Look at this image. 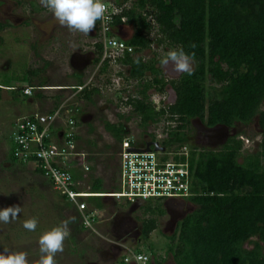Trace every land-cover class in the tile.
<instances>
[{
    "label": "trees",
    "instance_id": "16d2710c",
    "mask_svg": "<svg viewBox=\"0 0 264 264\" xmlns=\"http://www.w3.org/2000/svg\"><path fill=\"white\" fill-rule=\"evenodd\" d=\"M31 4L33 10H41L35 2ZM123 16L128 18L125 24L133 29L127 43L135 47V54L128 55L122 64L130 66L127 80L132 79L137 89L121 102L140 115L143 127L167 114L175 125L169 127L166 144L179 148L190 142L194 119L211 128L230 129L257 119L261 129L262 140L254 153L243 152L244 142L239 136L230 137L220 149H202L200 156L193 152L192 195L187 198L197 209L187 214L169 236L168 250L175 264H264V0H134L131 8L116 16L115 26L124 24ZM10 25L0 22V33ZM163 43L167 50L182 46L195 54L192 75L183 73L180 78L167 81L156 65L158 60H146L142 53ZM98 48L96 64L102 57V45ZM107 69L105 64L101 72ZM39 72L28 73L36 76ZM75 76L83 83L82 74L77 72ZM13 79L0 82V100L4 89L1 85L12 87ZM208 81L213 84L209 96ZM167 83H171L177 99L158 111L149 91L163 93ZM40 86L46 85L41 82ZM101 93L100 87L93 86L80 99L93 102ZM54 98L55 105L48 112L64 96ZM106 128L119 142L128 133L121 122H108ZM11 144L12 164L27 165L14 155L13 134ZM35 171L44 175L40 166ZM77 177L81 175L77 173ZM103 186L102 180L96 178L91 190L104 193ZM61 197L74 206L65 196ZM161 199L155 206L153 201L145 200L146 213L152 217L142 222L141 240L150 238L158 228L159 217L166 213ZM104 200L90 198L89 204L103 209L107 205ZM81 227L85 229L83 223ZM150 248L154 252L152 245ZM137 253L145 254L141 249ZM162 257L158 259L162 261ZM125 259L121 264H129Z\"/></svg>",
    "mask_w": 264,
    "mask_h": 264
},
{
    "label": "rangeland",
    "instance_id": "374dc122",
    "mask_svg": "<svg viewBox=\"0 0 264 264\" xmlns=\"http://www.w3.org/2000/svg\"><path fill=\"white\" fill-rule=\"evenodd\" d=\"M31 1L0 0V22L11 24L0 33V82L14 78L10 85L18 87L7 89L1 85L4 89L0 100V208L18 205L22 209L19 216L9 223H0V251L5 248L23 251L27 254L30 264H39L40 234L71 219L72 222L68 225L69 236L65 239L64 251L56 254V264H121L126 254L130 257L129 264H138L132 257L133 252L137 253L138 249L143 250L150 261L154 257L156 264H175L168 250L171 242L169 236L175 233L187 214L197 209L188 198H162L166 213L159 217L158 228L145 241L141 240L142 222L152 217L150 213H146V201H153L155 206L157 199L132 202L127 198L103 197L107 205L101 211L102 222L96 224V231L83 229L82 216L77 205L72 206L65 202L51 179L35 171L34 163L12 164L9 152L16 121L34 111L47 113L46 110L55 105L54 96L63 95L65 98L73 94L70 89L54 88L41 89L33 92L34 95L27 96L23 92V86H40L41 82L45 83V87L77 86L83 84L76 78L77 72L82 74L84 82L89 71L95 69L91 68L95 53L83 49V46L87 45L88 37L61 25L42 0H34L41 9L39 11L32 9ZM122 31L120 36L125 39L130 33L133 34L132 26ZM156 32L155 29V37L158 36ZM167 51V45L163 43L142 54L146 60H158L156 65L163 71L165 80L178 79L183 73L175 71L171 62L168 65L161 64ZM29 70L40 72L32 76L28 73ZM124 71L130 76L129 65H125L122 72ZM19 76H23L22 79H15ZM111 79V84L100 87L102 93L95 96L93 102L78 101L81 111L76 116L79 134L77 149L89 153L90 170L84 174L78 170L77 173L85 180L86 189H91L94 179L99 178L106 192L121 191L119 175L122 145L107 130L108 122L124 123L128 130L124 140L132 138L136 146L154 140L160 142L172 156L177 151L185 152L186 162L189 164L194 151L200 156L202 149H220L232 136H239L243 140V152L246 154L254 153L258 148L257 143L262 140L257 119L249 125L239 124L232 129L225 126L212 129L194 119L190 142L181 148L177 145L169 147L166 144L169 136L165 131V126L171 121L167 118L168 115H161L156 122L143 127L139 114L133 109L120 107V96L129 92L136 93L137 87H132L127 80L129 90L123 92L122 88L125 86L119 80L120 77L112 75ZM212 86L208 81V96ZM149 95L158 111L173 104L177 99L171 83L166 84L165 92L150 90ZM121 112L124 113L120 114V117ZM86 201L90 203L89 200ZM31 218L38 222L36 231L23 227L24 222ZM125 218L130 219L127 231L123 230L119 223ZM151 245L154 252L150 250ZM129 249L133 252L128 251Z\"/></svg>",
    "mask_w": 264,
    "mask_h": 264
},
{
    "label": "built area",
    "instance_id": "2783aa9c",
    "mask_svg": "<svg viewBox=\"0 0 264 264\" xmlns=\"http://www.w3.org/2000/svg\"><path fill=\"white\" fill-rule=\"evenodd\" d=\"M104 3L107 8L104 19L97 21L95 28L89 34L79 32L88 37L87 45L83 46L84 51L90 50L96 53L99 52L98 45H102L101 61L91 67L95 69L89 71L87 79L81 85L23 86V92L28 96L34 95L33 92L41 89L54 88L70 89L73 94L62 98L61 103L51 112H35L22 116L16 121L13 133L15 157L25 164L34 163L36 167L40 166L44 175L51 179L56 190L77 205L84 227L94 231L97 230L96 224L102 222V209L91 207L86 201L91 197L111 196L117 199L127 198L134 202L135 200L145 201L166 197L187 198L192 195L191 169L190 164L186 162L185 152L177 151L172 156V153L168 154L166 149L157 150L156 144L162 146L160 142L154 140H148L143 145L137 146L132 138L121 142L119 175L121 191L96 193L84 188L85 180L77 177L78 170L83 174L90 170L89 153L77 149L79 134L76 116L81 111L78 101H84L80 99V95L93 86L100 85L99 87L102 88L103 85L111 84L112 75L120 77L119 80L125 86L122 88L123 92L128 89L129 82L132 87L135 84L132 79L128 82L129 74L122 72L125 68L122 64L123 60L128 55L135 54V47L120 37L122 27L126 25L128 18L123 16L124 24L115 26L116 16L122 15L126 9L131 8L134 0H104ZM105 64H108V69L107 72L102 73L101 68ZM5 88L18 89L15 86ZM129 94L121 95L120 102L128 100ZM120 107L132 109L124 105V102H121ZM172 125L174 126L175 123L169 121V124L165 126L168 136L169 127ZM128 251L133 252L130 249ZM132 257L138 264H149L150 262L146 254L133 252ZM125 260L130 263V257L127 254Z\"/></svg>",
    "mask_w": 264,
    "mask_h": 264
},
{
    "label": "clouds",
    "instance_id": "9594fccd",
    "mask_svg": "<svg viewBox=\"0 0 264 264\" xmlns=\"http://www.w3.org/2000/svg\"><path fill=\"white\" fill-rule=\"evenodd\" d=\"M42 3L54 14L61 25L84 34H89L95 28L97 21L104 19L107 11L104 0H42ZM94 58L91 63L96 65ZM194 60L195 54L186 52L181 46L168 50L161 64L168 65L171 62L175 71L187 73L190 76L194 72ZM136 62L139 63V58ZM21 211L18 205L0 208V223H9L18 217ZM71 222V219L65 220L62 224L40 234L38 239L39 264H56V254L64 251V242L69 236L68 225ZM37 223L35 218H31L24 222L23 227L29 231H36ZM0 264H30V261L25 252L5 248L0 251Z\"/></svg>",
    "mask_w": 264,
    "mask_h": 264
},
{
    "label": "flooded vegetation",
    "instance_id": "af4514ba",
    "mask_svg": "<svg viewBox=\"0 0 264 264\" xmlns=\"http://www.w3.org/2000/svg\"><path fill=\"white\" fill-rule=\"evenodd\" d=\"M31 2H34V0H32ZM36 3V2H35ZM31 6H32V4H30ZM38 6V5H37ZM33 9V8H32ZM92 64V63H91ZM93 65V64H92ZM94 66V65H93ZM92 66V67H93ZM217 127H219V126H217ZM209 128H211V127H209ZM214 128H216V127H214ZM214 128H212V129H214ZM129 220L130 219H127V218H125L124 220H122V222H119V223H121V225L120 226H122V228H123V230H126L127 231V225L130 223L129 222ZM119 250H121V248H118ZM149 264H156V259L153 257V259L149 262Z\"/></svg>",
    "mask_w": 264,
    "mask_h": 264
},
{
    "label": "crops",
    "instance_id": "0c3cea01",
    "mask_svg": "<svg viewBox=\"0 0 264 264\" xmlns=\"http://www.w3.org/2000/svg\"><path fill=\"white\" fill-rule=\"evenodd\" d=\"M35 2V1H34ZM37 4V3H36ZM126 27H130L129 25H124L123 27H122V29H124V28H126ZM123 31H121L120 33H122ZM131 33H130V35H129V37H131ZM129 37L127 38V39H129ZM54 100V99H53ZM53 103V102H52ZM47 104V103H46ZM55 103H53V105H54ZM54 107V106H53ZM50 110V109H49ZM49 110H46V111H49ZM35 112H38V111H34V113ZM82 179V178H81Z\"/></svg>",
    "mask_w": 264,
    "mask_h": 264
},
{
    "label": "water",
    "instance_id": "95a60500",
    "mask_svg": "<svg viewBox=\"0 0 264 264\" xmlns=\"http://www.w3.org/2000/svg\"><path fill=\"white\" fill-rule=\"evenodd\" d=\"M151 143L148 146V149L150 148ZM157 150H165V147H160L158 144H156ZM104 197H111V196H104Z\"/></svg>",
    "mask_w": 264,
    "mask_h": 264
}]
</instances>
